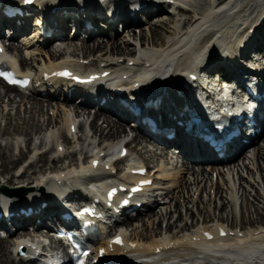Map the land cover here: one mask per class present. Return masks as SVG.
Instances as JSON below:
<instances>
[{"label":"bare ground","instance_id":"obj_1","mask_svg":"<svg viewBox=\"0 0 264 264\" xmlns=\"http://www.w3.org/2000/svg\"><path fill=\"white\" fill-rule=\"evenodd\" d=\"M109 1L38 0L35 9L30 11V13L34 10L39 11L37 16L30 17V20L38 26L29 25L27 30L25 29L26 24L15 26V20L7 21L0 15V39L1 37L16 39L17 33L22 34L24 39V42H19L21 44L17 45L3 44L1 46L3 53L19 54V65L26 66V72L33 73L38 86H43L41 91L48 92L47 96L55 101L54 106L49 103L45 112L41 103L44 104L46 101H43L36 91L29 97L22 96V92L0 81L2 88L0 106L5 103L4 106H9L12 110L15 101L8 94L10 91H15L16 96H20V103L27 101L29 104L25 110V115L29 114L28 120L16 121V126L11 132L30 138L32 134L35 136L36 133L44 131V134L37 138L38 146L35 143V146L31 147L28 146L29 141L13 138L15 141L12 139L10 145L5 144L6 147L14 149L8 153L4 152L5 147L0 145L1 176L10 174L12 169L17 174L20 172L21 163L26 162L25 169L18 177L24 179L20 185L28 189L17 190L10 194L11 196H20L22 193L30 194L31 197L23 199L28 200L35 207H38V204H47V207L35 217L11 219L9 223L0 221V230L7 232L6 237H0V264H34L17 258V256L26 253L29 259L36 251L29 250L30 246L37 242L34 238L46 236L45 232L40 229L46 228L49 223L57 222L58 213L65 206L70 207L86 197L85 193L81 192L83 188L81 180L84 177L108 174L101 181L111 183L113 186L120 181L112 174L115 164L103 162V160L110 157L114 147L129 135L114 113L131 116L126 110L117 106L119 100L124 102L125 109L140 106L137 95L130 90L133 84L141 82V86L137 89L142 96H155L153 101L159 98L157 101L159 110L154 116L160 128L163 129L166 119L164 112L166 111L172 117L180 112L184 115L189 109V111H196L207 122L213 121L209 118L213 112H217V107L221 104L217 101L218 104L208 105L206 101H214V95H217L218 91L211 90L210 84L212 81L216 83L219 80L218 77H221L222 83L227 81L231 84V95L236 96L235 98L243 94L241 84L246 83V86L253 84L250 89L254 92L255 89H259L258 82L264 81V0H179L184 4V10L177 9L178 15L169 13L162 3H159L160 0H144L142 4L145 7L135 13L133 19L128 14L131 10L129 6L135 4L134 0H127L128 3L125 5L126 0ZM15 2L16 0H0V3L5 5H13ZM53 4H55L54 7H60L61 11L69 12L75 17V21L70 16H62L61 11L50 16L48 9ZM82 7L87 11L81 12ZM96 12H101L106 19H113L117 15V20L107 28L104 25V19L96 18L94 15ZM140 14H143V17L138 19ZM78 16L80 18L76 19ZM84 16L87 17L89 25L94 28L87 34L81 25ZM165 17H172L173 20L168 24L163 19ZM143 20L154 26L148 27V29L151 28L149 33L145 32L142 27ZM153 20L157 22L152 23ZM70 24L74 25L75 31H72ZM156 25H158L157 28ZM119 26H123L121 31H127L128 34V39L124 38L121 44L113 41L114 36L120 33ZM42 31L45 34L52 33L53 37L57 36L58 31L60 36L67 39L64 42L65 47L51 50L38 47L35 40L27 42L28 38L31 39L34 35L38 37ZM6 32L9 33V37ZM81 36L84 37L81 38ZM97 37L101 40L96 41ZM50 41L44 39L43 45L46 47ZM90 42L91 44H88ZM3 53H0V62L4 61ZM36 54H39V58L34 60L33 57ZM120 56L124 58L123 61L115 63L118 62ZM29 59L33 60L29 62ZM130 62H133L132 65H129ZM202 65H205V70L198 69ZM249 65L251 69L248 68ZM62 71H69L79 76L84 75L82 78L111 71L107 79L99 80L101 78L98 77V80L93 83L94 86L73 92L78 95V98L85 99L84 105L90 104L88 99L105 101V105L101 106L103 112H95L90 121L91 136L88 133L78 135L84 123L77 119V117H82L77 115V110L83 111L84 109L74 105L72 112L76 116H73L70 109L72 104L69 103L75 102L77 98H65L71 86L64 83L60 91L54 93V97L51 95L52 89L44 88L49 83L52 84L50 86L53 89H56L57 86L53 85L52 76ZM119 71L123 72L118 73ZM188 74L195 75V79L188 77ZM124 76L126 79H123ZM114 84L118 85L122 98L117 99L113 94L110 87ZM183 85H187L188 89L181 88ZM6 97L7 101H4ZM56 99L63 101L56 102ZM227 99L222 104L232 107L234 98L230 96ZM146 112L154 114L151 109ZM36 115L43 118L42 121H37ZM99 116H101L100 125L96 123V121L99 123ZM0 117L3 120L10 119L9 113H4V111L0 113ZM53 117L58 119H55L57 123L54 122L55 124L52 125ZM14 118L21 119L19 112L15 113ZM5 124L4 130H0V136L9 133L7 127L11 122L8 120ZM166 126L169 129L172 128L171 124ZM259 126L262 129L261 136H259L261 138L264 136V112ZM71 128H74L76 132L72 133ZM141 128V131L149 136L148 131L143 126ZM142 132L135 135L129 144L139 138L142 139ZM174 132L176 138L173 141H167L163 137L154 135L147 142L149 144L155 141L160 142L163 146L160 148V158L165 157L166 164L170 166H173V163H169L170 159H168L166 149L173 147L176 157L185 159L181 166L175 164L173 168H167L163 161L149 166L143 161L133 159L132 153H129L125 159L118 157L120 150L114 154L113 160L117 163H125L124 168L147 167L146 170L149 169L147 172H150L148 178L153 180L154 186L148 188L153 202L147 204L135 217L124 219L121 222V227L124 229L120 235L124 240V245L115 247L107 239L101 243V247L110 246L117 251L112 252L108 256L109 259H122L124 264H134L124 254L130 255L136 252L143 253L144 256L156 262L172 264H264V225L262 224L264 223V208L259 206L260 200L264 201V141L261 147L258 146V143L256 144L258 137L252 141L251 144L255 147L251 151L247 147H242L235 157H227L226 160L216 162V165L210 167L209 171L206 170L208 166L201 167L202 171H199L194 169L193 164H202L206 159L214 158L212 151L208 150L207 154V148L202 143L191 140L180 130H174ZM58 135L60 136L57 139ZM80 137H83L84 141ZM71 140L80 142V146L66 151L63 144H68ZM95 141L100 142L95 144ZM32 142L30 145H34ZM48 142L50 143L49 150L37 152L40 148H45ZM257 146L258 149H256ZM230 148L232 146H229ZM129 150H135L138 153L144 151V154L149 155L153 153V157L157 155L156 151H152L147 145H141L137 149L130 145ZM15 152H17L16 155ZM75 155L84 156L81 164L76 166L57 164L58 161L73 158ZM45 162L51 164L46 167ZM136 163H139V166L131 167ZM94 164L96 167H93ZM30 170L32 172L28 176ZM262 172L260 176L257 174ZM39 173L40 176L32 178L30 183L23 184L31 179V175ZM184 173H187L190 179L187 178V181L182 183ZM128 177L132 178V176ZM243 179L246 180V184L242 182ZM103 183L89 181L87 184L89 188L85 189L89 192L91 186H101ZM250 188H255L254 194H251L253 191ZM0 190H4L1 184ZM161 190H166L162 198L157 195ZM260 191H263L262 195ZM203 194H207L205 203L201 201ZM249 196H252L253 200H249L251 203L244 205V200H248ZM215 199H218V202L214 206V212L218 213L217 217H213L212 223L206 222L207 218H211L210 210L207 208L208 216L202 217L203 222L196 223L190 228L194 218L201 217L199 214L202 213V209L197 208L196 205L210 207L211 201H216ZM239 200L240 208H242L241 217H237L234 209L236 207L234 204H238ZM155 205L160 206L154 209ZM171 206L174 211L171 210L172 208L169 209ZM9 207L10 205H4L0 208ZM193 207H195L194 211ZM182 209H185L186 223L180 217ZM172 212L178 213L177 219L182 220L183 224L177 225V219L171 222L173 221L171 220ZM246 213L249 215L247 218L244 217ZM260 214H263V218ZM228 216H230L229 219ZM187 218L192 221L191 224H188ZM225 218L229 220L227 226L221 224ZM164 222L165 226L161 231L163 233H160L161 224ZM147 223L150 227L145 228ZM231 225L234 226L233 229ZM27 226H32L33 230H28ZM141 227H143L142 232L147 231L149 236L139 235L138 230ZM176 228L178 232L175 234L172 231ZM223 231L226 232V236L220 237L219 234ZM209 235L212 236L210 240L207 238ZM27 237L31 240L26 239ZM12 240L14 244H11ZM12 259H17V261L12 263Z\"/></svg>","mask_w":264,"mask_h":264},{"label":"rangeland","instance_id":"obj_2","mask_svg":"<svg viewBox=\"0 0 264 264\" xmlns=\"http://www.w3.org/2000/svg\"><path fill=\"white\" fill-rule=\"evenodd\" d=\"M169 18L171 19V20H169ZM164 19V21L165 22H171L172 20H173V18L172 17H165V18H163ZM178 19H180V17H178ZM145 23H144V25L142 26L143 27V29H144V31L145 32H147L148 31V33L150 32V30H151V28H149L148 29V27H150L151 25L150 24H147V22L146 21H144ZM155 21H152V23H154ZM169 24V23H168ZM158 25H160V23L158 24ZM158 25H156L155 27L157 28V26ZM151 27H154V26H151ZM167 27V26H166ZM165 27V28H166ZM161 28V27H160ZM162 29V28H161ZM161 29H159L158 28V30H161ZM147 33V34H148ZM128 34H127V31L125 32H123V31H120V33L118 34V35H116V37L114 36V40L113 41H115V42H118L119 44H121V42L123 41V39L125 38V39H128ZM144 36H146V37H148V35H144ZM99 38V39H98ZM101 39H100V37H97V40L96 41H100ZM96 41H94V42H96ZM120 41V42H119ZM14 44H17V41H15L14 42ZM78 44H79V42H78ZM88 44H91V42L90 43H88ZM57 45H52V47L53 48H55ZM45 49H47V48H45ZM51 50H53V49H51ZM66 51V50H65ZM65 51H63V52H65ZM120 57H122V56H120ZM34 60H37L38 58H39V54H36L34 57ZM121 59H123V58H121ZM33 59H29L28 61L30 62V61H32ZM1 85V84H0ZM2 88H1V86H0V90H1ZM4 89V88H3ZM3 91H5V90H3ZM8 94H10V96L12 97V98H14V101H15V104L13 105V108H12V110H10V107L9 106H4V104L5 103H2V105L0 106V113L1 112H3L4 111V113L5 112H8L9 113V118L10 119H8L10 122H11V124H10V126L9 127H7V129H8V132L9 133H7V134H4L3 136H0V145L2 146V147H5L4 148V152H12V151H14V149L12 148V147H6L5 146V144L6 143H8L9 145L12 143V142H10V141H13L14 139L13 138H20V141L21 140H23V141H25V142H27V141H29V145L28 146H31V147H34L35 146V143H37L36 144V146H38V139L37 138H40L43 134H44V131H40V132H38V134L36 133L35 134V136H34V134H32L31 136L33 137V138H31V136H30V138H28V136H22L21 137V135L20 134H14V133H12L11 132V130L16 126V121H20V120H28V117H29V114H26L25 115V110L28 108L27 106H29V104H27V101H26V103L23 101L22 103H20L19 101L21 100V98H20V96L18 97V96H16L17 94H16V92L14 91H10ZM22 96H30V95H25V94H22ZM39 97V96H38ZM42 100L43 101H46V102H44V104L43 103H41L42 105H43V110L46 112V110L48 109V107H49V103L50 104H52L51 106H54V104H55V101H53V100H51L50 98H42ZM4 101H7V97L5 98V100ZM26 104V105H25ZM11 105V104H10ZM4 106V107H3ZM44 111H43V113H44ZM17 112H19V114H20V116H21V119L19 118V119H15L14 118V115H15V113H17ZM92 112V111H91ZM48 113V112H47ZM46 116V115H45ZM49 115H47L46 117H48ZM100 117V120H99V123L96 121V123L98 124V125H100L101 124V116H99ZM14 118V119H13ZM35 118H36V120L38 121H42V119L43 118H41V117H38L37 115L35 116ZM55 119L57 120L58 118H56V117H53L52 118V120L51 121H53V123H52V125L53 124H55V123H57V122H55ZM8 120H6V119H1V117H0V130H4V128L6 127V124H5V122L7 123V121ZM55 122V123H54ZM48 127H50V126H48ZM51 128V127H50ZM49 128V129H50ZM57 128H58V125H57ZM89 132H90V128H89V126L87 127V126H85V127H82V129L80 130V132L78 133V135H80L81 133H84V134H86V133H88V135H90L91 136V132H90V134H89ZM132 133V131H128L127 130V133ZM60 133V132H59ZM20 135V136H19ZM60 135H58L56 138L58 139V137H59ZM25 137H27V138H25ZM80 138H82V141H84V139H83V137H80ZM91 138V137H90ZM90 138H89V140H90ZM13 139V140H12ZM60 139V138H59ZM61 140V139H60ZM91 140H93V138H91ZM15 141V140H14ZM33 141V142H32ZM263 141H264V136H262L260 139H258V141L256 142V144L258 145V146H260V145H262V143H263ZM31 142L32 143H34V145H30L31 144ZM71 142H73V143H71ZM71 142H69L68 144H63L64 145V148H65V150L66 151H71V149H73V148H79V146H80V142H75V141H72L71 140ZM100 141H95V144H97V143H99ZM106 143H108V142H106ZM49 142H48V144H46V146H45V148H40V150H37V152H41V151H44V150H49V148H50V146H49ZM100 144H102V143H100ZM25 145H27V143L25 144ZM131 146L132 147H134L135 149H137V148H140L141 147V145L137 142V141H135V142H133L132 144H131ZM143 146V145H142ZM256 147V149H258L259 147ZM150 149H152V151H156L155 153L157 154V155H154V157H153V153L152 154H144V151H141V153H138V152H136L135 150H132L131 151V153H132V158H134V159H137L138 161H143L146 165H149V166H152L153 164H157L159 161H163L164 162V164L166 165V167L168 168V167H171V168H173L174 167V165L175 164H177L178 166H181V165H183L184 164V162H185V159L184 158H177L176 157V155H174V154H172L173 153V148L172 147H170V148H168L167 149V152H168V159H170L169 160V163H173L172 165L173 166H170L169 164L167 165L166 164V159H165V157H163V158H160V153H161V150H160V148H158L157 146H154V145H152V146H148ZM253 147H255V145H252V146H250V147H248V149L251 151V149L253 148ZM261 147V146H260ZM249 150H247V151H249ZM27 151V150H26ZM16 153L17 152H15V155H16ZM247 153V152H246ZM14 154V153H13ZM47 156H49V155H47ZM51 157H53L52 155H51ZM82 157H83V159H84V156L83 155H75L73 158H65L64 160L62 159V160H60V161H58L57 162V164L60 166H66V165H69V164H76L77 163V161H79V162H81L82 161ZM46 163V167H48L49 166V164H51L50 162H45ZM26 165H27V163L25 162L24 164L23 163H21V168L19 169L20 170V172H18L17 174H16V172H15V170H11V172H10V174H8V175H3V177L1 176L2 174H1V168H0V184H1V186L3 187V188H5V189H7V190H15V189H28V188H25L24 186H21L20 184H22V181L24 180V179H20L18 176L22 173V171L25 169V167H26ZM117 167H119L120 169H122L124 166H123V163H118V165H116ZM193 167H194V169L195 170H199V171H202V170H200L201 169V167H204L203 165H201V164H198V163H196V164H193ZM209 167L206 169V170H208L209 171ZM37 170V169H36ZM149 170V169H148ZM31 170L29 171V174H28V176L31 174ZM13 174L15 175V176H13ZM257 174H259V176H260V174H263V172L262 173H257ZM10 175H12V176H10ZM32 177H31V179L29 180V181H25L23 184L24 185H26L27 184V182L28 183H30V181L32 180V178L33 179H35L36 177H38V176H40V173L39 174H35V175H31ZM183 177H182V183L183 182H186L187 181V178L188 179H190L189 177H188V174L187 173H184L183 175H182ZM11 177H12V179H11ZM9 179H11V181H12V183H11V181L9 182ZM184 179H186V180H184ZM184 180V181H183ZM20 182V183H19ZM166 182V181H165ZM242 182H244V184H246L245 182H246V180H242ZM260 182V181H259ZM162 183V182H161ZM255 183V182H254ZM34 184V183H33ZM17 185H20V186H18L17 187ZM246 187V186H245ZM256 187V186H255ZM257 188V187H256ZM251 189V188H250ZM178 190V189H177ZM176 190V191H177ZM253 192H251V194H254V192H255V188H252L251 189ZM165 191L166 190H161L157 195H160L161 197L160 198H162V197H164V194H165ZM175 191V192H176ZM175 192H174V194H175ZM262 192V193H261ZM260 193H261V195L263 194V191H260ZM205 195V196H204ZM207 194H203L201 197V201L202 202H206V198H207V196H206ZM264 197V196H263ZM262 198V197H261ZM216 201H211L212 203L210 204V207L208 206V205H199V204H197L196 206H197V208L198 207H200L201 209H202V213H200L199 215L201 216V217H198V216H196L197 214H195V216L196 217H198L197 219L196 218H194V222H193V224H191V220L190 219H188L187 218V222H188V224H191L190 225V228L191 227H194V225L196 224V223H201V222H203V218L202 217H207L208 216V214H207V212H206V209L208 208L209 210H210V213H211V218H207V220H206V222L209 224V223H212V221L214 220V218L213 217H217V213L218 212H214V206H216V203L218 202V199H215ZM249 200H253V197L252 196H249V199L247 200V199H245L244 200V205L246 204V203H251ZM158 201H160V200H158ZM161 203H162V201H160ZM179 202H181V201H179ZM180 204V203H179ZM242 204V203H241ZM255 204H256V202H255ZM161 205V204H160ZM160 205H155L154 206V209L158 206V208H159V206ZM234 206H236L234 209H235V212H236V215H237V217H241V211H242V208H240V200L238 201V204L236 203V204H234ZM259 206H261V207H263L264 208V201H262V200H260V204H259ZM165 207H168V206H165ZM172 208V209H171ZM194 208L195 207H193V211H194ZM157 209V208H156ZM169 209H171V210H173V206H171V207H169ZM158 211V210H157ZM174 211V210H173ZM181 211V216L180 217H182V219H183V222L186 220V218H185V216H184V214H185V209H182V210H180ZM184 211V212H183ZM251 212H252V209L250 210ZM214 212V213H213ZM228 212V209L226 210V213ZM147 213V212H146ZM150 213V212H149ZM224 216H225V214H223ZM261 215V217L263 218V214H260ZM247 216H249L248 215V213H246V215H244V217L245 218H247ZM171 217H172V219L171 220H173V221H171V222H174L177 218H178V213H173L172 212V215H171ZM184 218H185V220H184ZM230 218V216H228V219ZM227 218H225V221L224 222H221V224L222 225H226L227 226V224L229 225V220H228ZM145 220H147V219H145ZM178 220V219H177ZM238 220V219H237ZM135 221V220H134ZM150 222H151V220H149ZM182 220H178L177 221V225H179V224H183V222H181ZM185 223H186V221H185ZM263 225H264V223H262ZM149 224L147 223L146 224V226H144L145 228H148V227H150V226H148ZM141 226V225H140ZM164 226H165V222L164 223H162L161 224V230H160V233H163V232H161L162 231V229L164 228ZM139 227V226H138ZM231 227H232V229H233V227L234 226H232L231 225ZM255 227H257V226H255ZM134 228H137V227H134ZM143 227H141L139 230H138V233H139V235H145V236H149V233L146 231V232H142V229ZM43 229V228H42ZM42 229H40V230H42ZM173 233H177L178 232V229L176 228V229H174L173 231H172ZM1 236V235H0ZM14 235H12V237H13ZM11 242V244H14V240H12V241H10ZM7 249H9V248H7ZM10 250V249H9ZM12 263H14V259H12Z\"/></svg>","mask_w":264,"mask_h":264},{"label":"snow or ice","instance_id":"obj_3","mask_svg":"<svg viewBox=\"0 0 264 264\" xmlns=\"http://www.w3.org/2000/svg\"><path fill=\"white\" fill-rule=\"evenodd\" d=\"M32 0H25V3H31ZM63 75H69L68 73H63ZM0 77H2L7 83L9 84H18L21 82L16 81L13 78V74L12 73H8V72H0ZM27 81L22 82L23 85H26ZM133 191H136V189H133ZM112 195V193H110V196ZM114 243H120L119 238H117V240L114 241ZM84 255H87V252L84 253Z\"/></svg>","mask_w":264,"mask_h":264}]
</instances>
